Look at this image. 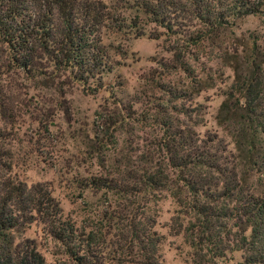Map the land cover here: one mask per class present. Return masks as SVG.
Instances as JSON below:
<instances>
[{"label":"trees","instance_id":"1","mask_svg":"<svg viewBox=\"0 0 264 264\" xmlns=\"http://www.w3.org/2000/svg\"><path fill=\"white\" fill-rule=\"evenodd\" d=\"M126 11L132 14L128 18L122 14ZM249 14L264 15V2L0 0V264H45L35 241L22 236L31 224L39 225L73 264H162L153 210L155 196L162 192L173 200L171 228L190 247L191 264H215L232 252L240 253L236 264H264V48L252 46L239 64L233 56L235 77L215 117L230 136L232 149L215 133L200 135L194 129L200 118L190 111L197 108L183 102H190V92L196 90L192 76L188 89L171 91L182 102L160 116L155 148L141 156V166L125 170L128 183L107 175L79 181L82 190L131 197L121 219L110 215L98 227H77L63 216L45 184L28 186L11 172L13 156L7 145L14 121L9 98L13 87L6 80L10 74L30 80L62 74L94 94L112 69L103 29L139 37L149 23L162 29L152 37L165 35L179 44L172 48L173 56L185 48L197 50L204 41L219 52L218 37ZM240 63L246 72H240ZM119 254L127 260L121 262L115 257Z\"/></svg>","mask_w":264,"mask_h":264},{"label":"rangeland","instance_id":"2","mask_svg":"<svg viewBox=\"0 0 264 264\" xmlns=\"http://www.w3.org/2000/svg\"><path fill=\"white\" fill-rule=\"evenodd\" d=\"M122 14L125 18L132 15L128 11ZM263 17L249 14L236 19L218 37L215 44L219 52L204 41L197 50L185 48L177 56L171 50L178 49L179 44L165 35L152 37L154 30L162 34V29L152 24L143 25L144 34L139 37L105 28L102 44L112 69L102 78L104 87L94 94L84 92L78 83L62 74L34 80L21 73L10 74L6 80L13 87L9 98L14 121L7 143L13 156L11 172L28 186L45 184L63 216L77 227H98L110 215L114 220L121 219L131 197L82 190L79 181L107 175L128 183L125 170L135 164L141 166V156L155 148L161 131L160 116L176 102H182L175 101L171 91L188 89L192 76L196 90L190 92V102H183L189 109L197 108L190 111L200 118L194 129L200 135L205 131L215 133L232 149L230 136L215 117L235 77L233 56L239 64V60L247 59L252 46L264 48ZM240 65V72H246L244 64ZM250 181L255 183V177ZM165 194L155 196L153 205L154 229L161 236L160 261L191 264L190 247L182 233L175 234L171 228L175 205ZM22 236L35 241L45 264H73L61 247L46 238L39 225L31 224ZM115 257L121 262L127 260L122 254ZM240 259L239 252H232L215 264H236ZM115 261L107 260L105 264Z\"/></svg>","mask_w":264,"mask_h":264}]
</instances>
